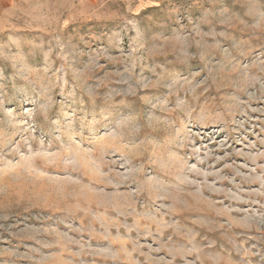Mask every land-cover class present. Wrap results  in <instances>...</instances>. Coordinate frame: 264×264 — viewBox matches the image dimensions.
I'll list each match as a JSON object with an SVG mask.
<instances>
[{
	"label": "rangeland",
	"instance_id": "obj_1",
	"mask_svg": "<svg viewBox=\"0 0 264 264\" xmlns=\"http://www.w3.org/2000/svg\"><path fill=\"white\" fill-rule=\"evenodd\" d=\"M0 264H264V0L18 5Z\"/></svg>",
	"mask_w": 264,
	"mask_h": 264
},
{
	"label": "crops",
	"instance_id": "obj_2",
	"mask_svg": "<svg viewBox=\"0 0 264 264\" xmlns=\"http://www.w3.org/2000/svg\"><path fill=\"white\" fill-rule=\"evenodd\" d=\"M23 3L24 0H0V28L5 24L10 13Z\"/></svg>",
	"mask_w": 264,
	"mask_h": 264
}]
</instances>
